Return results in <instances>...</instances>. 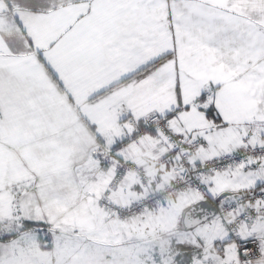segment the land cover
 I'll return each instance as SVG.
<instances>
[{"label":"snow or ice","instance_id":"obj_1","mask_svg":"<svg viewBox=\"0 0 264 264\" xmlns=\"http://www.w3.org/2000/svg\"><path fill=\"white\" fill-rule=\"evenodd\" d=\"M0 264H264V0H0Z\"/></svg>","mask_w":264,"mask_h":264}]
</instances>
